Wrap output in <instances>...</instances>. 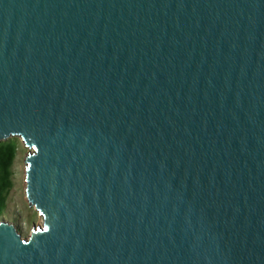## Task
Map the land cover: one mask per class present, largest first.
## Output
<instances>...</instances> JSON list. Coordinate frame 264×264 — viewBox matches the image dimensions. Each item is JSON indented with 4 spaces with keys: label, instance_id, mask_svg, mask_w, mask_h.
<instances>
[{
    "label": "water",
    "instance_id": "95a60500",
    "mask_svg": "<svg viewBox=\"0 0 264 264\" xmlns=\"http://www.w3.org/2000/svg\"><path fill=\"white\" fill-rule=\"evenodd\" d=\"M10 138L0 264H264V0H0Z\"/></svg>",
    "mask_w": 264,
    "mask_h": 264
},
{
    "label": "rangeland",
    "instance_id": "374dc122",
    "mask_svg": "<svg viewBox=\"0 0 264 264\" xmlns=\"http://www.w3.org/2000/svg\"><path fill=\"white\" fill-rule=\"evenodd\" d=\"M18 150L13 165V187L8 196L7 208L1 221L16 227L23 238L28 237L32 227L41 226L42 218L29 206L25 197L24 160L28 150L18 138Z\"/></svg>",
    "mask_w": 264,
    "mask_h": 264
},
{
    "label": "trees",
    "instance_id": "16d2710c",
    "mask_svg": "<svg viewBox=\"0 0 264 264\" xmlns=\"http://www.w3.org/2000/svg\"><path fill=\"white\" fill-rule=\"evenodd\" d=\"M18 147L16 138L0 142V221L6 211L8 196L13 187V165Z\"/></svg>",
    "mask_w": 264,
    "mask_h": 264
}]
</instances>
